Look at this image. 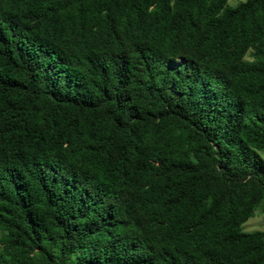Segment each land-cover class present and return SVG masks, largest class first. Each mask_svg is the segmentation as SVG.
<instances>
[{
  "label": "trees",
  "instance_id": "16d2710c",
  "mask_svg": "<svg viewBox=\"0 0 264 264\" xmlns=\"http://www.w3.org/2000/svg\"><path fill=\"white\" fill-rule=\"evenodd\" d=\"M264 0H0V264H264Z\"/></svg>",
  "mask_w": 264,
  "mask_h": 264
},
{
  "label": "rangeland",
  "instance_id": "374dc122",
  "mask_svg": "<svg viewBox=\"0 0 264 264\" xmlns=\"http://www.w3.org/2000/svg\"><path fill=\"white\" fill-rule=\"evenodd\" d=\"M240 0H227L228 5H235ZM264 158V150L259 152ZM242 227L247 230L264 231V211L256 209L254 214L249 216L243 223Z\"/></svg>",
  "mask_w": 264,
  "mask_h": 264
}]
</instances>
